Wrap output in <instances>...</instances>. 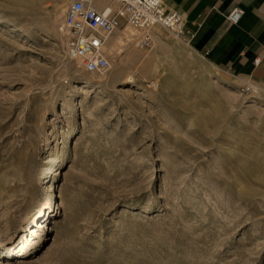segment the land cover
Wrapping results in <instances>:
<instances>
[{
	"label": "rangeland",
	"instance_id": "obj_1",
	"mask_svg": "<svg viewBox=\"0 0 264 264\" xmlns=\"http://www.w3.org/2000/svg\"><path fill=\"white\" fill-rule=\"evenodd\" d=\"M71 2L0 0V264H264L260 89L159 26L88 72Z\"/></svg>",
	"mask_w": 264,
	"mask_h": 264
},
{
	"label": "crops",
	"instance_id": "obj_2",
	"mask_svg": "<svg viewBox=\"0 0 264 264\" xmlns=\"http://www.w3.org/2000/svg\"><path fill=\"white\" fill-rule=\"evenodd\" d=\"M92 4L98 10L116 6L113 0ZM165 4L183 15L193 32V50L234 78L256 85L264 98V0H165ZM234 7L243 10L237 23L226 18Z\"/></svg>",
	"mask_w": 264,
	"mask_h": 264
},
{
	"label": "built area",
	"instance_id": "obj_3",
	"mask_svg": "<svg viewBox=\"0 0 264 264\" xmlns=\"http://www.w3.org/2000/svg\"><path fill=\"white\" fill-rule=\"evenodd\" d=\"M115 7L98 10L92 0H72L61 30L66 33V53L79 61L88 72L103 73L110 66V38L122 25L132 28L136 45L148 48L153 43L154 27L169 31L184 44L191 45L193 32L186 27L183 15L167 8L165 0H113ZM243 15L234 7L226 18L237 23ZM259 59H255V64ZM252 87H257L252 84ZM257 89H259L257 87Z\"/></svg>",
	"mask_w": 264,
	"mask_h": 264
},
{
	"label": "bare ground",
	"instance_id": "obj_4",
	"mask_svg": "<svg viewBox=\"0 0 264 264\" xmlns=\"http://www.w3.org/2000/svg\"><path fill=\"white\" fill-rule=\"evenodd\" d=\"M35 9H36V8H35ZM114 45H115V44H113L110 48L112 49V48L114 47ZM111 49H110V50H111ZM119 53H120V52H119ZM137 58H138V57H137ZM142 58L144 59V57H141V59H142ZM139 59H140V58H139ZM141 59H140V60H141ZM143 59H142V61L145 62V59H144V60H143ZM254 88H257V87H254ZM11 245H12V244H11ZM6 246H8L7 248H12V247L10 246V244H7Z\"/></svg>",
	"mask_w": 264,
	"mask_h": 264
}]
</instances>
